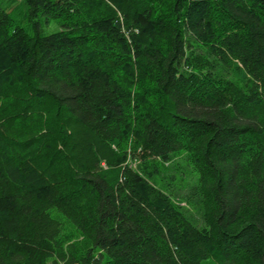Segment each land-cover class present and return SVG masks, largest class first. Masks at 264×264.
<instances>
[{
  "label": "trees",
  "instance_id": "obj_1",
  "mask_svg": "<svg viewBox=\"0 0 264 264\" xmlns=\"http://www.w3.org/2000/svg\"><path fill=\"white\" fill-rule=\"evenodd\" d=\"M0 264H264V0H0Z\"/></svg>",
  "mask_w": 264,
  "mask_h": 264
},
{
  "label": "rangeland",
  "instance_id": "obj_2",
  "mask_svg": "<svg viewBox=\"0 0 264 264\" xmlns=\"http://www.w3.org/2000/svg\"><path fill=\"white\" fill-rule=\"evenodd\" d=\"M8 12L10 13V15H11V17L13 18V20L17 23V24H19V25H21V26H24V17H22V15L21 16H18L17 14H16V12H14V11H12V9H8ZM22 18V19H21ZM54 25L53 24H51V25H49V27H45V26H43L42 27V33L43 34H49V33H51L52 31H54Z\"/></svg>",
  "mask_w": 264,
  "mask_h": 264
}]
</instances>
